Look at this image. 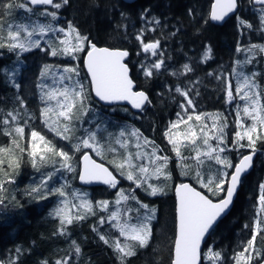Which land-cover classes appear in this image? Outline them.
<instances>
[{
  "label": "snow or ice",
  "instance_id": "obj_1",
  "mask_svg": "<svg viewBox=\"0 0 264 264\" xmlns=\"http://www.w3.org/2000/svg\"><path fill=\"white\" fill-rule=\"evenodd\" d=\"M249 2L258 13V23L237 15L238 26L247 32H259L264 39V0ZM70 6L71 0H0V49H7L17 57L40 50L69 61L67 66L55 70L44 65L36 110H32L20 91L21 83L15 80L19 68L3 70L17 93L11 110L0 107V138H7L0 140V206L19 203L13 194L18 186L11 190L9 186L17 184L19 169L27 164L39 175L31 177L24 195L37 201L56 197L55 207L49 213L58 225L53 235L69 240L64 256L55 261L42 260L41 264H76L82 248L71 238V228L90 217H97L92 231L112 248L117 264H129L140 250L148 249L154 240L156 209L140 199L137 189L153 197L164 194V182L172 179L169 164L173 159L164 154L165 149L174 154L185 175L194 173L199 185V189L183 182L175 186L177 215L169 245L171 264H264V248L257 244L258 238L264 241V184L259 186L253 224L243 226L251 228L249 239L238 242L230 255L223 248L215 250L206 240L232 204L242 175L252 167L257 143L264 142V86L257 80L264 78V74L245 70L257 61V56L264 59V44L250 43L246 47L238 44L236 51L243 53L244 59L234 61V66L225 73L204 70L206 77L217 82L225 104L232 106L234 118L230 122L221 112L200 111L196 99L201 88H207L204 79L196 75L197 67L212 59L211 47L206 48L202 59L173 68L165 61L160 40L147 37L148 32H156L161 21L142 13L143 25L135 34L139 47L136 54L147 55L136 71L145 80L162 74L176 78L169 91L174 93L177 111L162 130L166 144L161 147L139 129L112 131L111 122L105 121L102 114L90 116L95 108L93 97L95 103L109 106L126 102L140 112L146 111L145 105L152 101L144 90L136 87L127 49L98 47L76 24L71 21L60 24V10ZM239 6V0H214L208 19L223 21L230 13H236ZM19 11L28 15L18 18L16 23H4L5 17ZM189 15L194 18L195 10L189 9ZM41 18L43 22H38ZM149 56L154 59L148 60ZM72 61L77 63L73 65ZM80 63L86 69L87 84L80 78ZM49 77L50 82H45ZM177 96L181 99L176 100ZM242 149L250 150L249 154L241 152ZM233 151L240 153L235 164L225 155ZM66 173L75 174L73 179L78 178L82 184L114 189L115 199L97 201L67 180L64 183L55 180ZM120 177L130 182L127 190L121 186ZM105 224L118 237L108 231L101 233L99 227ZM23 254L24 249L16 248L15 258L7 264H19Z\"/></svg>",
  "mask_w": 264,
  "mask_h": 264
},
{
  "label": "trees",
  "instance_id": "obj_2",
  "mask_svg": "<svg viewBox=\"0 0 264 264\" xmlns=\"http://www.w3.org/2000/svg\"><path fill=\"white\" fill-rule=\"evenodd\" d=\"M213 1L137 0L129 4L123 0H71L70 7L62 8L60 10V24L62 26L67 21H71L79 27L83 34L88 35L98 47L127 49L129 51L128 59L132 62L130 67L133 69L132 76L137 84V89L144 90L149 95V100L152 101L151 104H148L146 111L134 113L125 106L104 107L95 103L93 97L95 108L90 116L97 113L102 114L105 121L111 122L112 131L136 128L161 147L166 144L162 137V130L171 119H174V113L177 111L176 103L172 99L174 93L169 91V88L176 83V78L162 74L158 78L145 80L136 71L138 63L144 60L147 55L141 53L138 56L136 54L139 47L135 40V34L143 25L141 20L143 13L149 18L156 17L161 21V26L157 27L156 32H148L147 37L160 40L165 61L173 68L179 67L189 60L194 63L196 59H202L206 48L211 47L212 59L197 67L196 75L204 79L207 88L202 87L201 95L196 99L200 111L221 112L231 122L234 118L232 106L225 104L222 99L223 93L218 89L217 82L211 77H206L204 70L218 74L220 71V73H225L234 66V61L244 59V54L236 51L238 44L241 47H246L250 43L264 44V39H261L259 32H247L238 26L237 15L253 24L258 23V13L255 12L249 0H240L238 13L224 25H219L208 19ZM189 9L195 10L194 18L189 15ZM121 13L124 15L122 16ZM25 15L28 14L22 11L16 12L13 16L5 17L4 23H16L18 18ZM38 22H43V19L41 18ZM173 33L175 34L173 35ZM125 34L127 38H125ZM42 46L46 47L43 41ZM151 59L154 57L149 56L148 60ZM20 60L21 62H18ZM57 61V57L46 55L40 50H34L17 57L16 54L7 49H0V107L11 110L16 104L14 97L17 90L13 88L11 81L3 75L4 69L19 68L15 80L21 83L20 91L23 92L24 98L32 110H36L39 104L40 73L45 64L53 66L54 70L59 68L61 64L58 67ZM257 61L248 65L245 70H257L264 74V59L257 56ZM80 75L87 84L82 63H80ZM49 79L45 82H50ZM257 80L264 86V78L257 77ZM179 99L181 98L177 96L176 100ZM215 100L217 101L215 102ZM228 131L231 132L232 128L230 127ZM6 139V137L0 138V140ZM257 149L259 158L256 159L254 169L245 177L232 211L219 223L208 240V243L213 245L215 250L223 248L226 255L231 254L238 242L250 238L251 228L244 229L243 226L253 224L258 208L259 186L264 184V142H258ZM241 152L247 154L250 150L242 149ZM231 153L234 156V164L238 163L240 153L236 151ZM164 154L173 157L169 164V169L172 172V179L167 184L170 185L167 188L169 193L153 197L137 189L140 199L156 209L157 220L153 221V243L148 249L140 250L136 256L130 259L129 264H171L169 245L171 244L170 238L174 237L177 215L174 188L181 182L189 181L199 189V185L195 182L194 173L185 175L175 160L174 154L167 149H165ZM74 155L78 156L79 154ZM96 159L100 160L99 157ZM77 170L79 171V168ZM112 170L116 171L115 169ZM33 175L38 176L39 174L35 173L29 165L23 164L19 169V175L16 177L17 184L9 186L10 190L18 186V190L13 194L16 195L19 203L11 202L7 207L0 206V261H3L4 264L15 258L18 247L24 249L19 264H41L42 260L55 261L58 257L64 256L66 250L69 249V240L53 235L58 225L49 213L55 207L57 198L50 197L49 200L37 201L24 195ZM74 176L75 174L66 173L63 177L58 175L55 180L58 183H64L67 180L74 188L88 192L89 197L97 201L115 199L114 189L108 187L84 188L79 185L78 178L73 179ZM119 179L121 186L127 190L130 182L122 177ZM219 198L214 197V199ZM96 220L97 217H90L79 224H74L71 228V238L75 239L82 248V254L76 258V264H117V258L112 248L100 241L97 234L92 231V226L96 224ZM97 227L99 226L97 225ZM99 231L101 233L112 232L114 238L118 237V233L111 229L108 224L99 227ZM120 239L123 241V238ZM257 244L264 248V241L259 240V238Z\"/></svg>",
  "mask_w": 264,
  "mask_h": 264
},
{
  "label": "water",
  "instance_id": "obj_3",
  "mask_svg": "<svg viewBox=\"0 0 264 264\" xmlns=\"http://www.w3.org/2000/svg\"><path fill=\"white\" fill-rule=\"evenodd\" d=\"M124 2H126V3H129V4H132V3H134V2H136L137 0H123ZM238 9H239V7H238ZM238 9H237V11H238ZM237 11H236V13H237ZM236 13H230L229 14V16H227V17H225V19L223 20V21H215V22H217V23H219L220 25H224L232 16H234V15H236ZM108 48V47H107ZM110 49H112V48H110ZM127 62V61H126ZM85 72H86V69H85ZM131 75H132V73H131ZM136 83V82H135ZM136 87H137V84H136ZM149 96V95H148ZM95 99V98H94ZM101 105H103V106H105V107H113V106H126V107H128L129 109H131L133 112H135V113H140V111L139 110H137V109H133L132 107H131V105L130 104H127L126 102H121L120 104H118V105H113V106H109V105H106V104H104L103 102H99ZM147 105L148 104H146L145 105V108L147 107ZM249 154V153H248ZM257 155H258V152L254 155V157H253V165H252V167L250 168V169H248V171L247 172H245L243 175H242V182H241V184L238 186V188H237V191H236V193H235V195H234V197H233V202H232V204L229 206V209L226 211V213L225 214H223L222 215V217L219 219V221L217 222V225L215 226V229L217 228V226L219 225V223L226 217V216H228V214H230V212L232 211V209H233V207H234V204H235V201H236V199H237V196H238V193H239V191H240V189H241V186H242V184H243V181H244V179H245V177L253 170V168H254V166H255V160H256V158H257ZM96 159V158H95ZM97 161H99V160H97ZM115 174V173H114ZM78 182H79V184L81 185V186H83V187H86V188H92V187H101V186H105V185H101V184H91V185H85V184H82L79 180H78ZM184 183H189V184H192L191 182H184ZM193 185V184H192ZM174 195H175V191H174ZM175 198H176V195H175ZM176 209H177V198H176ZM177 213V212H176ZM209 238L210 237H206V240L208 241L209 240Z\"/></svg>",
  "mask_w": 264,
  "mask_h": 264
},
{
  "label": "rangeland",
  "instance_id": "obj_4",
  "mask_svg": "<svg viewBox=\"0 0 264 264\" xmlns=\"http://www.w3.org/2000/svg\"><path fill=\"white\" fill-rule=\"evenodd\" d=\"M45 39H48L47 37L45 38ZM23 54H26V53H23ZM57 59H58V61H57V66L59 67V65L60 64H62V65H60V67H62V66H67L68 64H69V61L67 60V58H63V57H57ZM18 62H21V60L20 61H18ZM73 65H75L77 62L76 61H72L71 62ZM59 67V68H60ZM80 78L82 79V77H81V75H80ZM51 79V78H50ZM49 79V80H50ZM130 129H132V128H130ZM135 149H133V151H134ZM225 155H227L228 157H229V159L234 163V156H233V154L230 152V153H225ZM229 171H231V170H229ZM184 173V172H183ZM170 180H168V181H166V182H164L165 183V188H164V193H169V191L167 190V188H169L170 187V185H167L168 184V182H169ZM154 183H159V182H157V181H154Z\"/></svg>",
  "mask_w": 264,
  "mask_h": 264
},
{
  "label": "bare ground",
  "instance_id": "obj_5",
  "mask_svg": "<svg viewBox=\"0 0 264 264\" xmlns=\"http://www.w3.org/2000/svg\"><path fill=\"white\" fill-rule=\"evenodd\" d=\"M245 46H246V44H245ZM242 47H243V46H242ZM230 53H231V52H230ZM235 53H236V52H235ZM230 55H231V54H230ZM234 55H235V54H234ZM226 56H227V55H226ZM231 56H232V55H231ZM222 57H225V56H222ZM234 57H235V56H234ZM218 58H219V57H218ZM226 58L228 59V57H226ZM223 63H224V60H223ZM223 63H222V64H223ZM219 66H220V65H219ZM221 67H222V66H221ZM224 68H225V67H224ZM224 68H223V71H224ZM229 68H230V67H229ZM220 72H221V71H220ZM220 72H219V73H220ZM211 98H212V97H211ZM214 99H216V98H214ZM211 101H212V99H211ZM213 101H214V100H213ZM216 101H217V100H215V102H216ZM207 102H209V101L207 100ZM213 104H215V103L213 102ZM212 113H213V112H212ZM261 153H262V152H261ZM257 157H258V156H257ZM258 158H259V157H258ZM255 163H256V162H255ZM254 167H255V166H254ZM253 169H254V168H253ZM179 184H180V183H179ZM174 189H175V188H174ZM228 215H229V214H228ZM226 217H227V216H226ZM226 217H225V218H226ZM225 218H224V219H225Z\"/></svg>",
  "mask_w": 264,
  "mask_h": 264
}]
</instances>
